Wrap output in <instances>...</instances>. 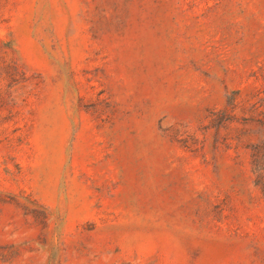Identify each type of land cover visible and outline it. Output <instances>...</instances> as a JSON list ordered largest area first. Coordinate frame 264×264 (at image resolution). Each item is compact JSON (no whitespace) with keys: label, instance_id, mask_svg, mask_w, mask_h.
I'll return each mask as SVG.
<instances>
[{"label":"rangeland","instance_id":"obj_1","mask_svg":"<svg viewBox=\"0 0 264 264\" xmlns=\"http://www.w3.org/2000/svg\"><path fill=\"white\" fill-rule=\"evenodd\" d=\"M260 143L264 0H0V264H264Z\"/></svg>","mask_w":264,"mask_h":264},{"label":"trees","instance_id":"obj_2","mask_svg":"<svg viewBox=\"0 0 264 264\" xmlns=\"http://www.w3.org/2000/svg\"><path fill=\"white\" fill-rule=\"evenodd\" d=\"M256 153H255V161L256 164L258 165V179H259V186H260V190L261 193L263 195L264 198V169L260 168L261 163L264 162V153L262 152V143L256 145Z\"/></svg>","mask_w":264,"mask_h":264}]
</instances>
